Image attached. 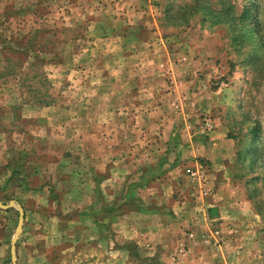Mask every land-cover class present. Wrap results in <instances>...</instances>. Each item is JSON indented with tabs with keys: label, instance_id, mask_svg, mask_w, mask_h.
Listing matches in <instances>:
<instances>
[{
	"label": "rangeland",
	"instance_id": "obj_1",
	"mask_svg": "<svg viewBox=\"0 0 264 264\" xmlns=\"http://www.w3.org/2000/svg\"><path fill=\"white\" fill-rule=\"evenodd\" d=\"M191 1L0 0V203L29 264H264V0L164 20Z\"/></svg>",
	"mask_w": 264,
	"mask_h": 264
},
{
	"label": "crops",
	"instance_id": "obj_2",
	"mask_svg": "<svg viewBox=\"0 0 264 264\" xmlns=\"http://www.w3.org/2000/svg\"><path fill=\"white\" fill-rule=\"evenodd\" d=\"M220 209V207L218 208ZM10 210H2L0 209V264H12L10 259V240L11 237L8 238L7 234L9 231V225L11 222V213ZM217 219H221L220 217ZM25 239V238H24ZM35 243L33 244L34 248L30 249L27 247V243L17 242L14 243V264H19L20 260H24V264H29L28 259L34 256V261L40 257L39 253H37V249L35 248ZM38 255V256H37ZM36 264V263H34ZM41 264H45V262L41 261Z\"/></svg>",
	"mask_w": 264,
	"mask_h": 264
},
{
	"label": "trees",
	"instance_id": "obj_3",
	"mask_svg": "<svg viewBox=\"0 0 264 264\" xmlns=\"http://www.w3.org/2000/svg\"><path fill=\"white\" fill-rule=\"evenodd\" d=\"M196 5H198L197 0H192L189 5L184 4L181 6H175L174 8L171 5L166 4L164 5V8H163V12H164L163 18H165L164 20L167 21L170 15L176 17L177 20L174 23L170 24L172 26L186 24L188 16H192L194 13L197 14L199 11L203 12L206 9V8L197 7ZM243 10H245V8H243ZM190 11H191V14H189ZM245 15L246 13L243 11V13H241L242 18H244ZM246 17L248 19V16ZM203 20L206 21V19H203Z\"/></svg>",
	"mask_w": 264,
	"mask_h": 264
},
{
	"label": "water",
	"instance_id": "obj_4",
	"mask_svg": "<svg viewBox=\"0 0 264 264\" xmlns=\"http://www.w3.org/2000/svg\"><path fill=\"white\" fill-rule=\"evenodd\" d=\"M9 207H15L18 213V219H17V223L14 229V233L13 236L11 237L10 240V259H11V263L14 264V243L18 237V235L21 232V225H22V211L21 208L19 207V205L15 204L12 201H9L6 205H3L0 203V208L1 209H6Z\"/></svg>",
	"mask_w": 264,
	"mask_h": 264
}]
</instances>
